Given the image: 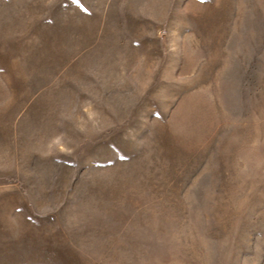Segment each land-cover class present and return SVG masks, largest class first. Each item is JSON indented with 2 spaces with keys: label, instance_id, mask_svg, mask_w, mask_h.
Returning a JSON list of instances; mask_svg holds the SVG:
<instances>
[{
  "label": "rangeland",
  "instance_id": "1",
  "mask_svg": "<svg viewBox=\"0 0 264 264\" xmlns=\"http://www.w3.org/2000/svg\"><path fill=\"white\" fill-rule=\"evenodd\" d=\"M0 264H264V0H0Z\"/></svg>",
  "mask_w": 264,
  "mask_h": 264
}]
</instances>
